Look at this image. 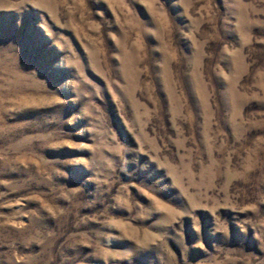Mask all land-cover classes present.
Segmentation results:
<instances>
[{
    "label": "rangeland",
    "instance_id": "1",
    "mask_svg": "<svg viewBox=\"0 0 264 264\" xmlns=\"http://www.w3.org/2000/svg\"><path fill=\"white\" fill-rule=\"evenodd\" d=\"M0 264H264V0H0Z\"/></svg>",
    "mask_w": 264,
    "mask_h": 264
}]
</instances>
